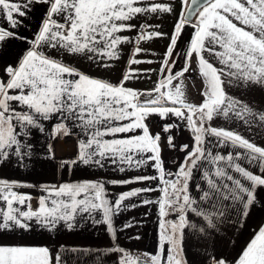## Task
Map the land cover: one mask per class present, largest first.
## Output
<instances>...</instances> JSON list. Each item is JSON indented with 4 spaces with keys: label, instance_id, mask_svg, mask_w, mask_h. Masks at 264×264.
Wrapping results in <instances>:
<instances>
[{
    "label": "snow or ice",
    "instance_id": "6c2138e0",
    "mask_svg": "<svg viewBox=\"0 0 264 264\" xmlns=\"http://www.w3.org/2000/svg\"><path fill=\"white\" fill-rule=\"evenodd\" d=\"M0 264H264V0H0Z\"/></svg>",
    "mask_w": 264,
    "mask_h": 264
},
{
    "label": "crops",
    "instance_id": "0c3cea01",
    "mask_svg": "<svg viewBox=\"0 0 264 264\" xmlns=\"http://www.w3.org/2000/svg\"><path fill=\"white\" fill-rule=\"evenodd\" d=\"M166 21L168 20L169 22L164 25L163 30L164 31H171V24H172V18H167L165 19ZM191 35V29H188L185 31L183 34V40L187 41L190 38ZM167 44L166 40L163 41H157L155 42L152 47L154 50H156L158 53L162 52L164 50V46ZM142 67H148V65H143ZM155 67V65H153ZM119 75V72L116 71L111 74V79L115 80L117 76ZM194 79H190L186 81V83L189 86V96L192 100L198 101V94H197V89L200 88V80L196 77V74H193ZM155 79V76L152 77ZM135 86L141 89L145 88H150L152 86L151 80H144L141 79L139 81L135 82ZM169 165L172 166L171 161H169ZM46 179H52L51 176H47ZM146 211L144 208H140L138 210H135L132 214L137 215L139 218H143V213ZM127 215V214H126ZM148 222L144 224L142 228H140V232L144 233L142 239L140 241H129L126 239V237L121 238V242L124 244H135L141 249H150L151 246L154 243L155 240V235H156V214H155V209H152L149 212L148 216ZM100 235L102 233L98 234L97 232L93 230H88L87 232H83L82 234L79 235H74V234H68L62 239H66L69 243H92L96 242L99 240ZM27 242H36V243H41L44 242L38 238L36 239H29ZM144 243V244H142Z\"/></svg>",
    "mask_w": 264,
    "mask_h": 264
},
{
    "label": "rangeland",
    "instance_id": "374dc122",
    "mask_svg": "<svg viewBox=\"0 0 264 264\" xmlns=\"http://www.w3.org/2000/svg\"><path fill=\"white\" fill-rule=\"evenodd\" d=\"M168 22H169L168 20H167V21L164 20V21H163V27H164V25H166ZM57 148H58V155H60V154H64L63 152L60 151V146H59V145L57 146ZM67 148H68V149L71 148V143L68 144ZM142 244H144V243H142ZM144 245H145V244H144Z\"/></svg>",
    "mask_w": 264,
    "mask_h": 264
},
{
    "label": "built area",
    "instance_id": "2783aa9c",
    "mask_svg": "<svg viewBox=\"0 0 264 264\" xmlns=\"http://www.w3.org/2000/svg\"><path fill=\"white\" fill-rule=\"evenodd\" d=\"M68 146V145H67Z\"/></svg>",
    "mask_w": 264,
    "mask_h": 264
}]
</instances>
